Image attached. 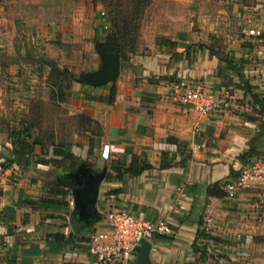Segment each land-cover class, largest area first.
<instances>
[{"label": "crops", "instance_id": "0c3cea01", "mask_svg": "<svg viewBox=\"0 0 264 264\" xmlns=\"http://www.w3.org/2000/svg\"><path fill=\"white\" fill-rule=\"evenodd\" d=\"M184 1L190 2L180 0ZM221 1L242 22L244 36L247 29L258 28L264 41V0ZM95 3L66 0V30L88 26L83 9L102 8ZM98 25L105 29L101 22ZM193 38L181 33L169 39L176 47L165 41L162 48L131 57L127 71L120 70L115 81L72 87L68 107L70 114H81L85 135L76 151L66 145L73 159H66L56 182L67 198L80 180L73 174L81 165L92 174L105 170L98 215L122 209L141 219L162 221L173 230L170 236L150 241L154 264H264V187L242 190L232 200L217 195L249 159L264 158V137H260L256 155L239 159L259 138L262 123L251 114V105L244 108L237 102L243 100L244 89L221 83L214 55L197 47L186 52L184 44ZM249 48L245 36V43L234 49L238 54L246 52L245 61L239 59L237 64L243 65L251 91L264 94L249 77ZM100 60L92 58V63ZM103 69L102 62L92 73ZM188 84L221 102V108L202 116L181 104L175 87ZM111 87L114 97L108 102ZM130 164L134 169L144 165L151 169L139 176L123 174ZM21 167L0 163V264L88 263L91 257L81 239L92 225L76 220L65 197L29 183L18 170ZM116 169L121 175L116 176ZM213 184L219 188L210 195L207 187ZM206 218L212 221L208 235L213 240L198 237Z\"/></svg>", "mask_w": 264, "mask_h": 264}, {"label": "rangeland", "instance_id": "374dc122", "mask_svg": "<svg viewBox=\"0 0 264 264\" xmlns=\"http://www.w3.org/2000/svg\"><path fill=\"white\" fill-rule=\"evenodd\" d=\"M111 1L120 3L128 17L136 7V0ZM189 1L151 0L143 10L134 50L129 40L122 41L124 59L162 48L165 41L185 33L194 37L184 44L186 52L197 47L214 55L221 83L225 87L238 85L246 92L248 80L237 64L239 59L245 61L246 52L234 51L245 43L242 22L221 0ZM97 3L102 8L83 9L88 26L70 31L66 30V0H0V163L9 166L6 159H11V142L16 133L23 136L27 130L29 142L37 143V147H33L30 164L18 170L43 192L53 186L63 189L56 178L66 168V159L54 154L55 149L69 145L76 151L85 135L81 114H70L68 104L72 87L91 85L82 81L83 76L102 67L101 60L94 65L92 58L100 59L97 45L110 32V25L101 29L98 22L104 24L114 16H108L101 0ZM124 59L120 58L122 73L128 68ZM223 60L237 68L228 69ZM230 92L235 93L234 88ZM251 95L264 98V94L251 91L237 102L243 107L251 105V114L264 123V106L256 105ZM257 134L264 136L263 126ZM90 211L87 207L85 219Z\"/></svg>", "mask_w": 264, "mask_h": 264}, {"label": "built area", "instance_id": "2783aa9c", "mask_svg": "<svg viewBox=\"0 0 264 264\" xmlns=\"http://www.w3.org/2000/svg\"><path fill=\"white\" fill-rule=\"evenodd\" d=\"M245 36L250 44L247 57L249 77L264 93L263 32L258 28H249ZM175 89L179 93V102L202 116H208L221 108V102L204 93L197 85H178ZM262 187L264 158H256L247 163L237 177L228 180L223 191L224 196L232 200L242 190ZM66 201L68 208L73 211V196L68 195ZM211 222L210 218H206L201 231L208 234ZM172 234L173 230L162 221L153 222L138 218L126 210L111 209L99 215L98 221L81 240L85 242L91 257L86 264H134L142 241L150 242L154 237Z\"/></svg>", "mask_w": 264, "mask_h": 264}, {"label": "trees", "instance_id": "16d2710c", "mask_svg": "<svg viewBox=\"0 0 264 264\" xmlns=\"http://www.w3.org/2000/svg\"><path fill=\"white\" fill-rule=\"evenodd\" d=\"M93 2H96V0H93ZM150 2L151 0H136V7L134 8V12L131 14V17L130 16L128 17L127 13L120 6L121 5L120 3L113 4V1L111 0H101V3L103 4V6H105L106 9H108V16L109 17L114 16V19L109 18L108 22L102 24L105 26V29H108L110 25V32L106 33L103 39L100 41L101 47L105 51L111 54L119 55V57L122 59H124V57L126 56L125 53L123 52L124 50V46L122 43L123 40L124 41L129 40L130 46L132 47V50H134V47L136 44L135 42L137 39V34H138L140 23H141V17L143 15V10ZM117 14H120L121 16L117 18L118 16ZM168 45L173 46V47L177 46L176 43H172V42H168ZM130 59L131 58H126V60L124 59L126 61V65L129 64ZM223 62L227 64L226 66L228 69L237 68L235 67L236 65H232L226 60H223ZM121 66H125V64H121ZM241 67H243L242 64L239 66V68ZM162 78L165 79V77H162ZM251 89L252 87L247 81V91L245 93L251 94ZM111 91L112 93L108 97V102H112L113 100L114 87H111ZM251 96L254 99L256 105H259L262 107L264 106V98L257 99L254 95H251ZM262 124H263L262 126L264 129V123ZM23 134L24 135L21 136L20 133H16L17 138L15 139V141L11 142V145H12L11 159H6L9 165L15 164L16 166L20 167V166L30 164V158H31V154L33 153V147L37 143L29 142L28 138L30 137V134L27 130ZM260 137H264V136L260 135L259 138H256L255 140H253L251 142L249 150L244 155L239 156V159L241 161H245L247 158H250L256 155L255 144L260 140ZM54 154H58L62 156L63 159H73V156L70 153H67L66 149H55ZM256 158H260V157L255 156L252 159H256ZM250 161L251 159H249L247 163H249ZM149 169H151V167L148 165H144L139 169H136V168L134 169L133 164H130L128 167L123 169L122 173L129 174L132 176H139L141 172H143L144 170H149ZM116 170H118L116 171L117 172L116 176L121 175L119 169H116ZM106 176L107 178H109L112 175L108 173ZM217 188H219L218 184H213V185L208 186L207 187L208 194L210 195L213 194L214 193L213 191H215V189ZM46 192L53 194V195L61 196V197L66 196L65 190L57 186L50 187V189H47ZM115 192L116 191H114V193ZM110 193L111 192H109L108 194ZM217 195L224 196L223 189L220 190L217 193ZM198 237L204 240H213L208 234H206L205 232L201 230L198 232Z\"/></svg>", "mask_w": 264, "mask_h": 264}, {"label": "water", "instance_id": "95a60500", "mask_svg": "<svg viewBox=\"0 0 264 264\" xmlns=\"http://www.w3.org/2000/svg\"><path fill=\"white\" fill-rule=\"evenodd\" d=\"M97 52L100 55L102 62L105 64V69L85 74L82 81L98 86L109 81H115L120 71V57L117 54H111L105 51L100 44L97 45ZM80 175V180L72 190L74 200L73 216L78 222L84 225H93L99 219L96 205L99 200V188L102 180L105 177V170L98 174H92L85 167L81 165L73 176ZM87 207L91 208L88 218L85 219ZM136 264H154L151 257V243L142 241L138 251Z\"/></svg>", "mask_w": 264, "mask_h": 264}, {"label": "flooded vegetation", "instance_id": "af4514ba", "mask_svg": "<svg viewBox=\"0 0 264 264\" xmlns=\"http://www.w3.org/2000/svg\"><path fill=\"white\" fill-rule=\"evenodd\" d=\"M63 180L66 181V177H63ZM59 181V180H58ZM73 183H75V180L73 181Z\"/></svg>", "mask_w": 264, "mask_h": 264}]
</instances>
